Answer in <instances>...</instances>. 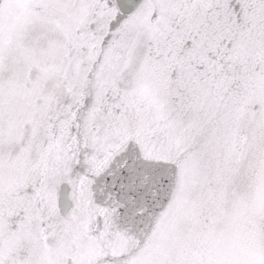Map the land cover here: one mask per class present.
Here are the masks:
<instances>
[{
  "label": "snow or ice",
  "instance_id": "6c2138e0",
  "mask_svg": "<svg viewBox=\"0 0 264 264\" xmlns=\"http://www.w3.org/2000/svg\"><path fill=\"white\" fill-rule=\"evenodd\" d=\"M0 264H264V0H0Z\"/></svg>",
  "mask_w": 264,
  "mask_h": 264
}]
</instances>
